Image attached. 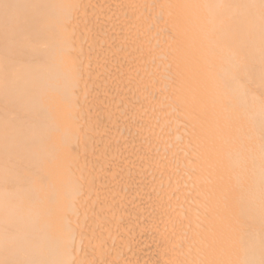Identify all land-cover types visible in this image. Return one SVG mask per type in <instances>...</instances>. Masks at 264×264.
<instances>
[{"label":"bare ground","instance_id":"6f19581e","mask_svg":"<svg viewBox=\"0 0 264 264\" xmlns=\"http://www.w3.org/2000/svg\"><path fill=\"white\" fill-rule=\"evenodd\" d=\"M0 264H264V0H0Z\"/></svg>","mask_w":264,"mask_h":264}]
</instances>
